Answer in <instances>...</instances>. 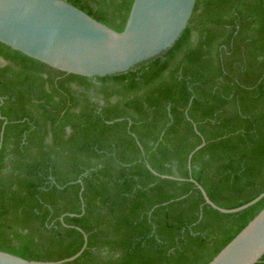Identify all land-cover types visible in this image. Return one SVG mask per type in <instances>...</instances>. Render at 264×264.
<instances>
[{
	"label": "trees",
	"instance_id": "1",
	"mask_svg": "<svg viewBox=\"0 0 264 264\" xmlns=\"http://www.w3.org/2000/svg\"><path fill=\"white\" fill-rule=\"evenodd\" d=\"M68 1L119 31L133 3ZM0 57L1 250L61 260L83 230L63 264H208L264 208L221 212L189 179L226 208L264 192V0H197L175 44L126 72L3 42Z\"/></svg>",
	"mask_w": 264,
	"mask_h": 264
},
{
	"label": "water",
	"instance_id": "2",
	"mask_svg": "<svg viewBox=\"0 0 264 264\" xmlns=\"http://www.w3.org/2000/svg\"><path fill=\"white\" fill-rule=\"evenodd\" d=\"M196 4L197 0H133L126 26L119 31L68 0H0V42L67 73L112 75L126 72L172 47L189 25ZM204 143L190 153V169L194 152ZM189 179L201 191L206 204L224 213L242 211L264 197L262 192L245 204L226 208L214 202L194 177ZM82 232L85 242L70 257L34 260L0 249V264L72 261L87 247L88 235ZM263 256L264 208L208 264H256Z\"/></svg>",
	"mask_w": 264,
	"mask_h": 264
},
{
	"label": "rangeland",
	"instance_id": "3",
	"mask_svg": "<svg viewBox=\"0 0 264 264\" xmlns=\"http://www.w3.org/2000/svg\"><path fill=\"white\" fill-rule=\"evenodd\" d=\"M4 63H5V61L0 58V65H3Z\"/></svg>",
	"mask_w": 264,
	"mask_h": 264
}]
</instances>
